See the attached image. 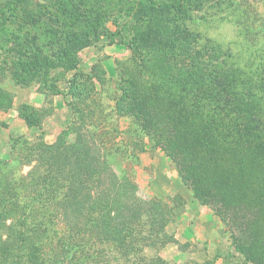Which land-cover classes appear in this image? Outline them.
I'll list each match as a JSON object with an SVG mask.
<instances>
[{
  "label": "trees",
  "instance_id": "trees-1",
  "mask_svg": "<svg viewBox=\"0 0 264 264\" xmlns=\"http://www.w3.org/2000/svg\"><path fill=\"white\" fill-rule=\"evenodd\" d=\"M194 4L0 0V108L12 106L2 83L10 80L65 97L72 114L55 143L13 138L10 157L0 159V264H169L144 254L174 242L176 213L142 198L137 183L117 173L112 158L127 157L122 141L91 105L95 85L77 80L80 53L110 33L113 9L131 20L133 63L119 74L114 107L131 122V145L143 136L158 144L195 199L228 226L235 250L264 264L263 111L255 93L240 90L237 73L202 55L195 33L173 19ZM40 115L21 118L31 128Z\"/></svg>",
  "mask_w": 264,
  "mask_h": 264
},
{
  "label": "rangeland",
  "instance_id": "rangeland-1",
  "mask_svg": "<svg viewBox=\"0 0 264 264\" xmlns=\"http://www.w3.org/2000/svg\"><path fill=\"white\" fill-rule=\"evenodd\" d=\"M193 1L197 4L192 5L190 11L173 19L185 23L195 33L202 55H214L237 73L240 90L255 93L264 118V0ZM110 5L113 6L111 2ZM113 11L114 20L107 24L110 33L96 46L80 53L81 74L77 75V80L87 89H91V82L95 85L91 105L102 115L100 119L105 120L111 137L122 141L127 157L114 155L112 158L117 173L134 180L142 198L163 201L176 213L174 222L169 225L174 242L164 248H147L144 255L160 257L169 264H251L235 250L225 222L195 199L176 164L158 144L143 136L139 145H131L132 135L128 132L131 122L117 116L114 110L119 74L133 63L134 53L129 48L133 37L129 30L131 20L129 12ZM109 42L113 44L108 45ZM146 42L151 43V39ZM145 53L148 55V50ZM72 76L73 73L68 78ZM2 83L13 96V102L6 109L0 108V159L10 157L13 138H43L53 144L72 124L71 109L65 97L42 94L38 85L23 87L10 80ZM60 87L64 89L65 82ZM39 100H43V105H37ZM38 110L45 114L40 115L41 125L29 128L21 116H33ZM75 139L76 135L71 133L67 141L72 143ZM133 148L137 149L135 154ZM29 170L30 167H25L23 171L28 173ZM43 253V256L51 254L48 250Z\"/></svg>",
  "mask_w": 264,
  "mask_h": 264
},
{
  "label": "crops",
  "instance_id": "crops-1",
  "mask_svg": "<svg viewBox=\"0 0 264 264\" xmlns=\"http://www.w3.org/2000/svg\"><path fill=\"white\" fill-rule=\"evenodd\" d=\"M37 105H43V100H39V102H37Z\"/></svg>",
  "mask_w": 264,
  "mask_h": 264
}]
</instances>
